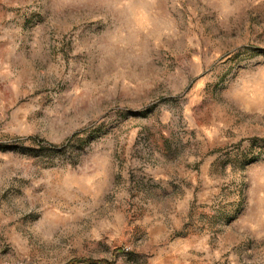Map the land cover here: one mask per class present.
I'll use <instances>...</instances> for the list:
<instances>
[{
	"label": "rangeland",
	"instance_id": "374dc122",
	"mask_svg": "<svg viewBox=\"0 0 264 264\" xmlns=\"http://www.w3.org/2000/svg\"><path fill=\"white\" fill-rule=\"evenodd\" d=\"M0 264H264V0H0Z\"/></svg>",
	"mask_w": 264,
	"mask_h": 264
}]
</instances>
